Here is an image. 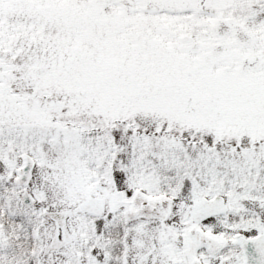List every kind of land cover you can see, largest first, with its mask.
Returning a JSON list of instances; mask_svg holds the SVG:
<instances>
[{
	"label": "snow or ice",
	"instance_id": "6c2138e0",
	"mask_svg": "<svg viewBox=\"0 0 264 264\" xmlns=\"http://www.w3.org/2000/svg\"><path fill=\"white\" fill-rule=\"evenodd\" d=\"M0 264H264V0H0Z\"/></svg>",
	"mask_w": 264,
	"mask_h": 264
}]
</instances>
